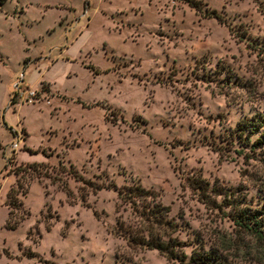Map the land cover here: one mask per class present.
I'll return each mask as SVG.
<instances>
[{
	"label": "rangeland",
	"instance_id": "rangeland-1",
	"mask_svg": "<svg viewBox=\"0 0 264 264\" xmlns=\"http://www.w3.org/2000/svg\"><path fill=\"white\" fill-rule=\"evenodd\" d=\"M196 1L1 2L0 264H264L230 217L264 206V0ZM135 179L168 206L182 260L111 233L110 185Z\"/></svg>",
	"mask_w": 264,
	"mask_h": 264
},
{
	"label": "trees",
	"instance_id": "trees-1",
	"mask_svg": "<svg viewBox=\"0 0 264 264\" xmlns=\"http://www.w3.org/2000/svg\"><path fill=\"white\" fill-rule=\"evenodd\" d=\"M2 1L0 0V4ZM186 1L190 6L198 9V1ZM207 13L211 16L218 17V14L214 10H209ZM87 67L92 73L98 71L93 65H87ZM140 120L145 123V119L140 118ZM257 121V119H249L241 123V130L250 134L253 129L252 126ZM254 140L259 143H264V135L258 134V137H255ZM246 141L248 140L246 139ZM37 165V162H28L24 168L27 167L29 169ZM18 168L20 169V167ZM192 179L193 184L197 187H202L200 179ZM99 187V185H95L94 189ZM110 187L116 190L114 223L110 227L113 235L121 237L129 248L155 249L166 259L182 260L185 258V255L181 253L180 247L182 244L174 234L178 229V225L167 216L168 206L161 203L156 190L141 185L137 179L129 183H122L118 186L111 184ZM21 188L22 186L15 184V186H9L5 192V201L8 206L7 217L4 221L6 228H13L16 224V220L10 222L8 217L11 213L10 208L17 204L16 194L21 191ZM216 191L218 190L216 189ZM69 193L66 190V194L68 195ZM215 193L217 194L218 192ZM248 209L245 206L239 207L236 205L230 217L238 227L253 234L264 244V206L253 208L252 210ZM217 259L213 251L193 250L187 260L192 263H201Z\"/></svg>",
	"mask_w": 264,
	"mask_h": 264
},
{
	"label": "built area",
	"instance_id": "built-area-1",
	"mask_svg": "<svg viewBox=\"0 0 264 264\" xmlns=\"http://www.w3.org/2000/svg\"><path fill=\"white\" fill-rule=\"evenodd\" d=\"M35 93V89L26 88L23 90H18L13 95H16L17 101L20 102H31L32 96ZM15 97V96H14Z\"/></svg>",
	"mask_w": 264,
	"mask_h": 264
}]
</instances>
